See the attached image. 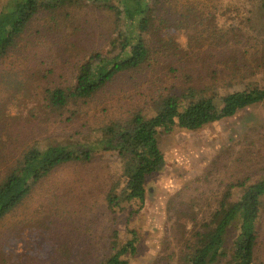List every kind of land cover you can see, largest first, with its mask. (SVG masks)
Returning a JSON list of instances; mask_svg holds the SVG:
<instances>
[{"label": "rangeland", "instance_id": "obj_1", "mask_svg": "<svg viewBox=\"0 0 264 264\" xmlns=\"http://www.w3.org/2000/svg\"><path fill=\"white\" fill-rule=\"evenodd\" d=\"M8 2L0 0V10ZM173 5L174 0L162 4L161 18L144 33L149 57L143 65L59 109L47 103L44 87H72L76 68L92 54L111 60L120 24L93 0L41 10L30 21L0 58V181L28 148L97 141L110 121L159 111L169 91L197 100L222 97L248 82L264 86L260 0ZM187 5L198 15L194 24ZM161 24L177 29L158 35ZM158 139L164 164L148 178L141 206L123 202L116 216L106 207L105 195L123 170L116 151L100 150L86 164H63L0 221V264H97L131 238L129 264H180L192 227L181 211L207 215L228 181L252 180L263 167L264 106L241 109L196 131L175 128ZM236 233L229 229L227 244L233 245ZM256 264H264V230Z\"/></svg>", "mask_w": 264, "mask_h": 264}, {"label": "trees", "instance_id": "obj_2", "mask_svg": "<svg viewBox=\"0 0 264 264\" xmlns=\"http://www.w3.org/2000/svg\"><path fill=\"white\" fill-rule=\"evenodd\" d=\"M74 1L9 0L0 10V58L41 10L52 11ZM98 1L113 12L120 24L118 37L111 40L116 53L111 60L103 59L99 53L90 55L76 68L72 87H44L46 101L54 108L64 107L70 99L90 98L118 74L143 65L149 57L144 33L155 25V19L161 18L162 4L167 0H93ZM177 5L178 0H174L175 9ZM260 7L264 9V0H260ZM193 8L187 5L185 9L191 15L190 21L194 18L196 22L198 15ZM170 26L157 25L156 33L169 35ZM173 26L177 29V25ZM161 104L160 110L148 117L134 114L126 121H110L100 128V138L92 143L73 140L28 148L0 181V221L57 167L90 163L100 150L116 151L123 162L120 179L105 195L109 212L116 216L123 202H137L141 206L148 178L164 164L160 133L175 128L200 130L241 109L264 106V86L248 82L222 97L212 95L197 100H186L182 94L169 91L161 96ZM254 174L252 180L251 176H244L228 181L213 197L215 203L207 215L198 217L188 210L181 211L191 218L192 227L180 264H256L264 230V165ZM230 228L237 232L232 246L226 240ZM130 233L134 235L135 231ZM134 241V238L127 240L97 264H129L127 255L135 251Z\"/></svg>", "mask_w": 264, "mask_h": 264}]
</instances>
